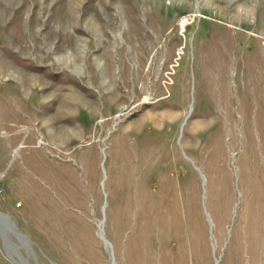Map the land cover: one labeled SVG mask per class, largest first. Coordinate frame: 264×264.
Instances as JSON below:
<instances>
[{
	"label": "rangeland",
	"instance_id": "1",
	"mask_svg": "<svg viewBox=\"0 0 264 264\" xmlns=\"http://www.w3.org/2000/svg\"><path fill=\"white\" fill-rule=\"evenodd\" d=\"M259 10L0 0V264H264Z\"/></svg>",
	"mask_w": 264,
	"mask_h": 264
},
{
	"label": "built area",
	"instance_id": "2",
	"mask_svg": "<svg viewBox=\"0 0 264 264\" xmlns=\"http://www.w3.org/2000/svg\"><path fill=\"white\" fill-rule=\"evenodd\" d=\"M184 22V21H183ZM264 44V41H263ZM35 141L32 142L31 137H29L28 135L26 137L23 138L20 146H26V147H43L45 150V153L51 157V158H55V159H61V160H69L71 159L70 157H63V154H67L68 152H65L63 149L56 147L50 143H48L46 141V139H44V137L42 135H40V133L35 134Z\"/></svg>",
	"mask_w": 264,
	"mask_h": 264
},
{
	"label": "bare ground",
	"instance_id": "3",
	"mask_svg": "<svg viewBox=\"0 0 264 264\" xmlns=\"http://www.w3.org/2000/svg\"><path fill=\"white\" fill-rule=\"evenodd\" d=\"M146 117L150 118L152 121H156V119H157V116L152 115V114H150V113L147 114ZM0 227H1V228L8 229V230L11 231L13 234H15L17 237H19V239H21V237L11 229V227H10V225H9V223H8V221H7V219H6V217H5L4 215H2V214H0ZM98 237H99L100 239H102L103 242H104V239H103V237H102L101 229H100V228H98ZM21 240H22V239H21ZM5 243H6V245H7V247H8L9 249H10V248L15 249L14 246H13L8 240H6V239H5ZM105 243H106V242H105Z\"/></svg>",
	"mask_w": 264,
	"mask_h": 264
},
{
	"label": "crops",
	"instance_id": "4",
	"mask_svg": "<svg viewBox=\"0 0 264 264\" xmlns=\"http://www.w3.org/2000/svg\"><path fill=\"white\" fill-rule=\"evenodd\" d=\"M257 14H260L261 20L257 23V26L260 27L262 30H264V20L262 19V17L264 16V12H261L260 10L257 11ZM36 123H39V126H44V123L42 122V120H39L38 122L36 121Z\"/></svg>",
	"mask_w": 264,
	"mask_h": 264
},
{
	"label": "water",
	"instance_id": "5",
	"mask_svg": "<svg viewBox=\"0 0 264 264\" xmlns=\"http://www.w3.org/2000/svg\"><path fill=\"white\" fill-rule=\"evenodd\" d=\"M0 214H2V213H0ZM3 215V214H2ZM5 216V215H4ZM104 239V238H103ZM104 242H107L105 239H104Z\"/></svg>",
	"mask_w": 264,
	"mask_h": 264
}]
</instances>
